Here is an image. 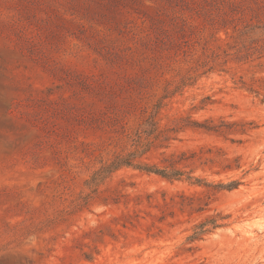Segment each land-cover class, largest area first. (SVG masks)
<instances>
[{"label":"rangeland","instance_id":"obj_1","mask_svg":"<svg viewBox=\"0 0 264 264\" xmlns=\"http://www.w3.org/2000/svg\"><path fill=\"white\" fill-rule=\"evenodd\" d=\"M251 18L264 0H0V264H264V89L239 83L264 65L214 54ZM162 97L186 126L146 160L175 152L184 177L95 186Z\"/></svg>","mask_w":264,"mask_h":264},{"label":"trees","instance_id":"obj_2","mask_svg":"<svg viewBox=\"0 0 264 264\" xmlns=\"http://www.w3.org/2000/svg\"><path fill=\"white\" fill-rule=\"evenodd\" d=\"M232 31H226V37L215 36V40L219 42V52H214L216 56L224 54L226 56H233L238 62L244 61H259L264 65V18H251L247 21L234 24ZM240 87L246 90L260 94L264 89V76H253L250 80L240 76ZM162 97L157 103L153 105L152 111H150L139 124L135 132L130 136L133 150L116 154L109 162L103 164L99 168L93 178L92 183L97 186L102 183L109 174L123 168L133 167L141 171L148 173H155L167 180H181L186 172L178 166L181 157H177L175 152L166 154L164 151L163 165L158 163L149 162L146 157L148 153H151L153 149L165 148L168 149L170 141L177 139L176 134L183 130L186 125L180 124V118L175 117L173 122L175 124H163V117L161 116V109L165 105L163 104ZM264 103V94L262 98ZM190 127H203L209 131L222 132L223 125L225 123L216 124L212 121L201 122L195 119L188 120ZM235 124V123H232ZM245 131V130H244ZM183 154V153H182ZM179 158V159H178ZM231 166H225L227 169ZM239 167V166H238ZM186 179L193 183H201L203 179L187 175ZM241 184L239 180H231L228 183L219 182L214 184L216 188L233 190L238 188ZM223 217H209L197 224L195 232L190 236V240H198L204 234L222 225L219 219Z\"/></svg>","mask_w":264,"mask_h":264}]
</instances>
